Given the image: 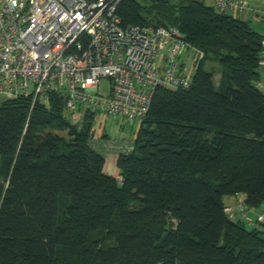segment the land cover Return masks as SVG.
<instances>
[{"label":"trees","instance_id":"1","mask_svg":"<svg viewBox=\"0 0 264 264\" xmlns=\"http://www.w3.org/2000/svg\"><path fill=\"white\" fill-rule=\"evenodd\" d=\"M118 13L179 28L199 54L192 84L156 89L119 176L92 144L95 116L75 124L64 92L2 102L0 264H264L262 224L224 202L264 203V34L201 0H122Z\"/></svg>","mask_w":264,"mask_h":264},{"label":"built area","instance_id":"2","mask_svg":"<svg viewBox=\"0 0 264 264\" xmlns=\"http://www.w3.org/2000/svg\"><path fill=\"white\" fill-rule=\"evenodd\" d=\"M122 0H0V97L46 98L62 91L71 120L105 113L124 123L142 120L156 89L189 88L183 56L192 48L177 27L127 25ZM220 13L264 21V0H213ZM261 64L264 69V39ZM197 52V51H196ZM264 91V78L258 81ZM103 154L135 150L134 141L93 139ZM232 220L264 226V208L236 193ZM251 212L254 214H251Z\"/></svg>","mask_w":264,"mask_h":264},{"label":"rangeland","instance_id":"3","mask_svg":"<svg viewBox=\"0 0 264 264\" xmlns=\"http://www.w3.org/2000/svg\"><path fill=\"white\" fill-rule=\"evenodd\" d=\"M172 1L174 3H178L180 0H172ZM201 1H203L207 5L214 4L213 0H201ZM237 16L239 17L240 15ZM251 24L254 27V29H256L261 33H264V22L263 25H260L259 21L252 20ZM198 59H199V54L196 52L195 49L190 48L185 52L183 56V60H184V66L186 68V71L188 72L189 77H192L194 75ZM205 68L207 70L214 71V81L216 85H218L221 79V71H222V67L220 66V64L208 60L206 62ZM260 70L264 73L262 68ZM6 100H8V98L0 97V105L2 102ZM68 117L69 119H71L69 113H68ZM140 125H141L140 119H136L134 121L130 120L124 123V120L122 118H116L105 113H100L97 117L94 118L93 121V127H92L94 133L93 137L97 139L109 138L117 142H122V141L135 142V138L137 137ZM235 201H236L235 198L231 195L226 196L224 198V202L227 205L233 204L235 203ZM262 208H264V203L261 205L259 209ZM251 214L253 213L251 212ZM259 226L261 229L264 230L263 225H259ZM247 227L252 228L253 226L247 224Z\"/></svg>","mask_w":264,"mask_h":264},{"label":"crops","instance_id":"4","mask_svg":"<svg viewBox=\"0 0 264 264\" xmlns=\"http://www.w3.org/2000/svg\"><path fill=\"white\" fill-rule=\"evenodd\" d=\"M240 16H239L240 18L243 17V19H245V20L252 21L251 16L248 13L240 15ZM236 17H238V16L236 15ZM263 22L264 21H259L260 25H263ZM263 71H264V69H263ZM263 78H264V73L262 72L261 79H263ZM105 155H106V160H107L106 161V165H105V171L108 174H111L113 176H119V168L117 166V156L112 154V153H106ZM231 196H233L235 198V200H236L235 195H231ZM235 203H236V201H235ZM235 203L228 204V205L234 206Z\"/></svg>","mask_w":264,"mask_h":264}]
</instances>
